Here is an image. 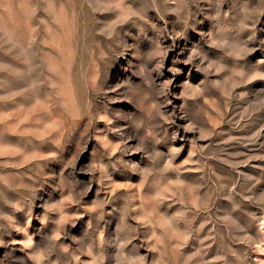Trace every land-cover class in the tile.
Listing matches in <instances>:
<instances>
[{
	"label": "rangeland",
	"instance_id": "374dc122",
	"mask_svg": "<svg viewBox=\"0 0 264 264\" xmlns=\"http://www.w3.org/2000/svg\"><path fill=\"white\" fill-rule=\"evenodd\" d=\"M0 264H264V0H0Z\"/></svg>",
	"mask_w": 264,
	"mask_h": 264
},
{
	"label": "snow or ice",
	"instance_id": "6c2138e0",
	"mask_svg": "<svg viewBox=\"0 0 264 264\" xmlns=\"http://www.w3.org/2000/svg\"><path fill=\"white\" fill-rule=\"evenodd\" d=\"M211 55H216V53H210ZM185 72H187L188 71V69H183ZM179 79H182V77L181 78H179Z\"/></svg>",
	"mask_w": 264,
	"mask_h": 264
}]
</instances>
